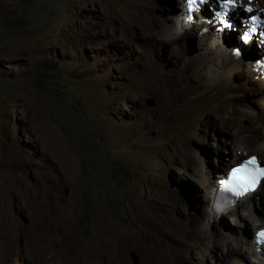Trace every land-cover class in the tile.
I'll list each match as a JSON object with an SVG mask.
<instances>
[{
	"label": "rangeland",
	"instance_id": "1",
	"mask_svg": "<svg viewBox=\"0 0 264 264\" xmlns=\"http://www.w3.org/2000/svg\"><path fill=\"white\" fill-rule=\"evenodd\" d=\"M162 1L0 0V264H239L264 186L214 213L203 180L237 152L264 161V88L241 71L210 87L208 18L179 32L185 0Z\"/></svg>",
	"mask_w": 264,
	"mask_h": 264
},
{
	"label": "bare ground",
	"instance_id": "2",
	"mask_svg": "<svg viewBox=\"0 0 264 264\" xmlns=\"http://www.w3.org/2000/svg\"><path fill=\"white\" fill-rule=\"evenodd\" d=\"M176 1H179V0H176ZM186 1V0H185ZM184 1V2H185ZM212 1V3H213V0H211ZM238 1V3H239V7H238V9L236 10V12L234 13V16L235 15H237V14H239L240 16H248V14H250L251 12H248L247 11V9L248 8H251L252 9V12H256L257 10H259V9H264V0H252V2H250L249 0L248 1H246V0H237ZM180 2V1H179ZM214 2H215V0H214ZM216 3V2H215ZM172 4V2L170 1L169 2V4H168V0H164V1H162V3H161V8H164V10H166V7L169 5H171ZM217 4V3H216ZM207 5V4H206ZM210 5H212V4H210ZM264 11V10H263ZM263 11H262V13H263ZM264 14V13H263ZM181 15H183V14H179L175 19V27H176V30L178 31L179 30V32H182L183 31V29H184V25L181 23V21H180V17H181ZM196 16V17H195ZM194 16V18L193 19H197V17L198 18H200V19H207L208 18V16H204V15H202V14H196ZM195 21V20H194ZM195 22H193L192 23V25L190 26V29L189 30H191V31H194L195 33H196V31H197V27L195 28V24H194ZM206 23V22H205ZM200 24H202V25H200ZM200 24H199V27H201V26H204L203 25V23H201L200 22ZM206 24H208L209 26H210V28H211V30H209V31H207L206 33H205V35H202V39H205L204 41H205V43H207V40H206V38H209V41H212V46H210V48L209 47H207V50H206V52H209L210 54H209V62L211 63V65L213 66V67H211L212 68V70H211V72H212V76L210 77V79H207V81H206V83L207 84H211L210 85V87H213L214 86V84H216L217 86H220V85H224L225 86V88H226V90L228 91V88H230L231 90H233V88L232 87H230V85H229V83H231V79L233 78V75L237 72V71H241V72H245V73H249L251 76H252V78L254 79V80H256V81H258L259 82V84L261 85V86H263V88H264V78L263 79H261L259 76H258V74H257V72H256V70H257V66L255 65L256 63H257V61L261 58V55L264 53V49H259L258 47H257V45H256V43H253V44H250L249 46H247V47H245V46H243L242 45V43L239 41V40H236L235 39V37H234V33L235 32H240L239 31V29H237V28H232V29H229V31L228 32H230L231 33V35H228V32L227 31H225V32H223L221 35H219L218 34V30L215 28V27H212L213 25H210L209 23H206ZM205 26H207V25H205ZM226 36V40H224V37ZM204 43V42H203ZM217 44L219 45V44H221V45H223L224 47H221V48H223V49H225L226 51L225 52H217V54L215 55V53L213 54V52H216L215 50H213L214 48H215V46H217ZM207 45V44H206ZM220 45V46H221ZM240 46H242L243 48H244V50L242 51L241 49H238V47H240ZM219 48V47H218ZM229 49V50H228ZM248 49H250V51H247ZM227 52H231V54L230 55H228L227 56ZM241 52H243L242 54H241ZM244 52H252L253 54H258V55H256V56H254V57H252V58H250L253 54H251V56H248V58H250L251 60H252V63H253V68H252V66H251V64H249V62H248V60L247 59H245V57H244V55L247 57V55L244 53ZM241 55L243 56V57H241ZM241 58H244V60H245V62H246V65H247V68H245V69H242V68H240V65H241ZM243 66V65H242ZM218 69H220L221 70V72H220V74H218L217 73V70ZM216 81H217V83H216ZM209 88V87H208ZM262 117V116H261ZM261 117H259V118H255L254 116H252V118L250 119V121L251 122H253L254 124H257V123H260L259 121L261 120ZM233 123H232V125L235 127V129H238L239 128V124H240V119H238L237 117H235V118H231L230 119ZM242 121L245 123L246 122V124H248L247 122H249V120H247V118H243L242 119ZM225 124L227 123L226 121L224 122ZM249 125V124H248ZM260 130H262V132L260 131ZM245 132H250V131H245ZM245 132H242V133H245ZM250 133H254L253 134V136H252V139L254 140H259V139H264V126L262 127V125H261V127H260V129H256L255 131H251ZM228 136V135H227ZM230 137H231V135H229ZM229 136H228V138H229ZM232 139V138H231ZM248 139V138H247ZM251 139V140H252ZM230 140V139H229ZM242 140V139H241ZM244 141V140H243ZM234 142H235V140H234ZM231 144H233V140L230 142ZM259 150L264 154V143L262 144V145H260L259 146ZM243 152V151H242ZM229 154V153H228ZM236 154V153H235ZM227 155V154H226ZM224 153L223 154H221V157H220V159H218L217 161V165H222L223 164V167H226V165H224V163H223V161H225V158H224ZM236 156H242V157H244V158H247L248 156H253V155H251V154H245L244 155V153L243 154H240V153H238L237 152V155ZM223 157V158H222ZM227 157V156H226ZM244 158H242V159H240L239 160V158H237V159H234L232 162H233V165H234V162L237 160L238 162H240L241 160H243ZM222 161V162H221ZM71 163V162H70ZM222 163V164H221ZM232 165V166H233ZM232 166L231 167H229V169H231L232 168ZM73 167L72 166H68V169H67V172H68V174L69 175H71L72 176V178H75L74 176H75V172H74V174H73ZM217 169V168H216ZM215 169V170H216ZM229 169L227 170V172L229 171ZM75 171V170H74ZM226 172V173H227ZM212 175H214L213 173H211ZM219 178L220 177H218L217 179H216V182H215V184L214 185H212V182L215 180V177L213 176H211V177H204V183H205V194H206V197H205V199H206V201H208L210 198H208V196H207V194H209V192H208V190L213 186V187H215V190H216V188H217V185H218V182H219ZM262 184H264V180L261 182V184H260V187L258 188V189H260V188H263V186H261ZM257 191V190H256ZM255 191V192H256ZM254 192V193H255ZM216 193V192H215ZM215 193H214V195H213V200H215ZM253 193V194H254ZM252 195H248V196H246V198L244 199V200H246L247 201V199H249L250 197H251ZM211 200V199H210ZM240 201V200H239ZM237 202V204L235 205V206H237L239 203H241V202H243V200L242 201H240V202ZM141 206L144 208L145 207V205H144V203H141ZM146 209V208H145ZM147 210V209H146ZM262 210H264V208L262 209ZM95 214H99L98 213V211H95ZM241 216V215H240ZM248 217H249V221L251 222V224L253 225V228H254V231H253V233L255 234V232L260 228V227H264L263 225H264V214H262V215H260V216H256V217H253L252 215L251 216H249V214H247V216H241V218L240 219H242L241 221L243 222V221H245V220H247L248 219ZM254 222H256V223H254ZM103 233H107V227H104L103 228ZM113 239V238H112ZM114 239H118L117 237H115ZM115 240V243H117V241ZM63 241H64V238H60V242L61 243H63ZM243 251L244 252H240V259H241V256L242 255H244L245 253L246 254H249V255H251L252 256V258H253V261L255 262V264L257 263V264H264V254H261V256H258V255H256V253H255V244H254V240H245L244 241V243H243ZM69 246V245H68ZM69 250H71L70 248H68ZM69 250H67V252L69 253L70 251ZM97 250V249H96ZM115 254H117L116 253V251H115V247H113L112 249H111V251H110V255H108V257L110 258V259H112L113 260V258H114V256H116ZM172 254V253H171ZM228 254L230 255V256H232V257H235L234 255L236 254V252H235V250H232V251H230L229 250V252H228ZM180 256H181V251H179L178 249H174V251H173V259L174 258H180ZM236 258V257H235ZM239 258H236L235 259V262L236 263H239V264H241V260H239Z\"/></svg>",
	"mask_w": 264,
	"mask_h": 264
},
{
	"label": "snow or ice",
	"instance_id": "3",
	"mask_svg": "<svg viewBox=\"0 0 264 264\" xmlns=\"http://www.w3.org/2000/svg\"><path fill=\"white\" fill-rule=\"evenodd\" d=\"M195 2L196 0H189L190 4ZM226 3L234 5L235 0H226ZM247 11L252 12V9L248 8ZM252 18L256 19V17ZM254 30L255 29H253V31ZM257 172L259 175L256 174ZM231 177L232 179L230 181H222L225 188H229L237 195H244L249 188L254 191L256 185L260 183V177H264V161L258 162V158L253 156L249 160L243 161L241 166L233 169ZM261 186H264V184ZM240 189H242V191ZM258 237L260 240L264 241V231L259 232Z\"/></svg>",
	"mask_w": 264,
	"mask_h": 264
},
{
	"label": "water",
	"instance_id": "4",
	"mask_svg": "<svg viewBox=\"0 0 264 264\" xmlns=\"http://www.w3.org/2000/svg\"><path fill=\"white\" fill-rule=\"evenodd\" d=\"M219 181H220V178H219ZM129 255L132 258V261L134 264H137L139 262V257L136 255L135 252H130Z\"/></svg>",
	"mask_w": 264,
	"mask_h": 264
},
{
	"label": "clouds",
	"instance_id": "5",
	"mask_svg": "<svg viewBox=\"0 0 264 264\" xmlns=\"http://www.w3.org/2000/svg\"><path fill=\"white\" fill-rule=\"evenodd\" d=\"M260 160V159H259ZM226 174V173H225ZM221 178V177H220ZM215 192H216V190H215ZM251 194H253V193H251ZM251 194H249V196L251 195ZM232 208V207H231ZM212 209H213V205H212ZM230 208H228L227 210H229ZM227 210H225V211H227ZM214 211V210H213ZM222 212H224V211H222ZM214 213H216V212H214ZM220 213V212H219Z\"/></svg>",
	"mask_w": 264,
	"mask_h": 264
},
{
	"label": "trees",
	"instance_id": "6",
	"mask_svg": "<svg viewBox=\"0 0 264 264\" xmlns=\"http://www.w3.org/2000/svg\"><path fill=\"white\" fill-rule=\"evenodd\" d=\"M207 11H208V13H210L209 10H207ZM209 17H211V16H209Z\"/></svg>",
	"mask_w": 264,
	"mask_h": 264
}]
</instances>
